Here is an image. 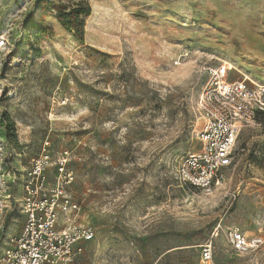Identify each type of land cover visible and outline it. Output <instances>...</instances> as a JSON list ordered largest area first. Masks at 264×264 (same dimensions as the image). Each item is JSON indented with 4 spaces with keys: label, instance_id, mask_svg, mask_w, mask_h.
Here are the masks:
<instances>
[{
    "label": "rangeland",
    "instance_id": "rangeland-1",
    "mask_svg": "<svg viewBox=\"0 0 264 264\" xmlns=\"http://www.w3.org/2000/svg\"><path fill=\"white\" fill-rule=\"evenodd\" d=\"M0 35V160L14 178L0 253L23 225V170L47 140L69 151L67 191L95 231L77 264H205L219 223L263 243L236 253L221 231L212 264H264V112L242 128L221 187L175 177L198 146L207 69L264 85V0H0Z\"/></svg>",
    "mask_w": 264,
    "mask_h": 264
},
{
    "label": "built area",
    "instance_id": "built-area-1",
    "mask_svg": "<svg viewBox=\"0 0 264 264\" xmlns=\"http://www.w3.org/2000/svg\"><path fill=\"white\" fill-rule=\"evenodd\" d=\"M4 46L0 35V49ZM207 76L197 103L202 122L196 133L198 146L179 160L175 177L181 186L211 192L227 180L242 128L264 112V85L246 76L230 81L222 68H208ZM69 162V151L54 152L47 140L29 160L18 201L23 225L0 253V264H77L85 244L94 239V229L80 221V206L67 191L74 180ZM1 164L0 160V215L10 198L5 182L14 181ZM221 231L219 223L200 246L203 263L212 264L213 241ZM223 236L236 253L254 251L263 243L262 238H248L237 229L225 230Z\"/></svg>",
    "mask_w": 264,
    "mask_h": 264
},
{
    "label": "trees",
    "instance_id": "trees-1",
    "mask_svg": "<svg viewBox=\"0 0 264 264\" xmlns=\"http://www.w3.org/2000/svg\"><path fill=\"white\" fill-rule=\"evenodd\" d=\"M73 13L74 14H77L75 16L78 18L79 15H82L83 14V11L82 10H80L78 12L74 11ZM60 23L67 30L73 31V28L71 27V24L69 22H67V16L65 14L60 15ZM82 25H83V23H80L79 24V27H81Z\"/></svg>",
    "mask_w": 264,
    "mask_h": 264
},
{
    "label": "bare ground",
    "instance_id": "bare-ground-1",
    "mask_svg": "<svg viewBox=\"0 0 264 264\" xmlns=\"http://www.w3.org/2000/svg\"><path fill=\"white\" fill-rule=\"evenodd\" d=\"M228 67H232L230 64H228ZM15 156L17 157V155L15 154ZM19 208V207H18ZM18 208H17V210H18Z\"/></svg>",
    "mask_w": 264,
    "mask_h": 264
}]
</instances>
